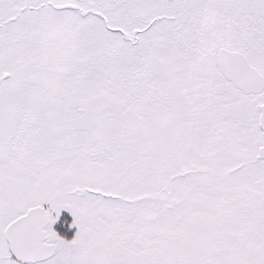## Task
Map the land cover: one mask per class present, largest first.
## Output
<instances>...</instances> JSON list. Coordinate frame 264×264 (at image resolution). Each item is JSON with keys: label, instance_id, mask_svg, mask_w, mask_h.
Instances as JSON below:
<instances>
[{"label": "snow or ice", "instance_id": "obj_1", "mask_svg": "<svg viewBox=\"0 0 264 264\" xmlns=\"http://www.w3.org/2000/svg\"><path fill=\"white\" fill-rule=\"evenodd\" d=\"M0 264H264V0H0Z\"/></svg>", "mask_w": 264, "mask_h": 264}]
</instances>
